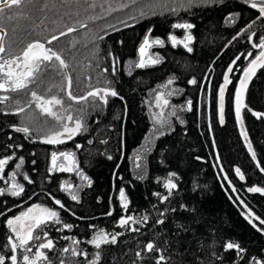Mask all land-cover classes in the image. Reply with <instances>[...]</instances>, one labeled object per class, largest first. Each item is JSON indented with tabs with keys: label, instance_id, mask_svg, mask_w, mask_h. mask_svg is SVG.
I'll list each match as a JSON object with an SVG mask.
<instances>
[{
	"label": "trees",
	"instance_id": "1",
	"mask_svg": "<svg viewBox=\"0 0 264 264\" xmlns=\"http://www.w3.org/2000/svg\"><path fill=\"white\" fill-rule=\"evenodd\" d=\"M33 5L25 12L30 24L20 40L49 39L67 27L87 23V28L52 44L69 64L71 92L81 97L101 86L114 89L118 95L109 96L106 105L97 97L79 103L69 100L66 81L54 62L55 73L43 71L33 87L11 93L12 100L0 105V159L11 158L4 179H0V189L6 193L0 196V254H9L4 247L9 235L6 220L25 207L27 194L38 192L40 201L48 203L51 194L64 205L57 210L61 223H52L45 231L47 238L56 239V247L47 253L52 264H90L97 252L99 264H157L160 255L166 258L162 264H255V260H264V231L258 230L264 225L245 218L251 212L264 219V194L249 191L264 188V172L260 170L264 168V68L248 83L244 95L247 107L241 110L256 159L248 151L235 111L243 72L259 54L253 44L264 38V19H256V10L243 0H140L111 15L99 7L91 10L84 0L67 4L64 0H35ZM141 9L144 17L139 16ZM77 11L79 16L74 15ZM233 12H238L239 18L227 23ZM93 15L103 18L93 23L88 19ZM176 23L194 25L188 30L193 37L191 52L183 44L172 45L170 36L182 37L187 31L174 28ZM149 33L164 41L163 47L155 48L160 62L130 69L129 62L136 59ZM170 76L184 89L191 107L182 124L176 123L156 138L147 155V175L136 178L129 154L150 129L145 99L151 88ZM221 89L223 123L218 114ZM31 91L46 98L62 96L65 104L72 105V117L84 124L74 145L80 169L91 184L80 188L78 200L49 179V148L41 145L39 138L47 135L55 122L42 115L35 104L27 106ZM16 100L26 108L24 113L17 114ZM253 112L262 115L257 118ZM14 126L29 127L30 133L17 132ZM21 158L23 165L16 167ZM12 172L25 188L19 197L7 194ZM169 182L176 187L169 190ZM121 190L127 209L120 199ZM128 217L137 222L120 227L119 221ZM133 227L137 230L132 231ZM101 232L109 238L116 235V243L95 248L91 241ZM74 240L79 243L74 245ZM149 242L155 244L152 252L145 250ZM228 242L238 244L242 251L226 249ZM66 247L86 252L87 259L73 256L71 251L64 253Z\"/></svg>",
	"mask_w": 264,
	"mask_h": 264
},
{
	"label": "snow or ice",
	"instance_id": "2",
	"mask_svg": "<svg viewBox=\"0 0 264 264\" xmlns=\"http://www.w3.org/2000/svg\"><path fill=\"white\" fill-rule=\"evenodd\" d=\"M70 0H64V3H69ZM78 3L79 0H76ZM140 0H84V3L87 4L88 8L95 11L97 7L104 9L107 14L111 15L114 11H122L124 9L133 7L135 4L139 3ZM222 2V0H221ZM25 3V0H0V13H4L5 9H11L13 7L20 8ZM243 3L247 5L250 9L256 10V12L259 15V18L264 19V0H243ZM44 7H47V4L44 5ZM151 7V5H149ZM43 10V9H42ZM172 11H176L175 8L172 9ZM74 15L79 16V12H75ZM146 14L143 11V9L140 10L139 16L144 17ZM103 17L98 16H89L88 19L92 21L93 23L97 20ZM132 19H137L136 16H133ZM230 21H234L233 17L228 18ZM121 23H124L125 26H131L128 25L126 21H121ZM255 23V21H253ZM252 25L249 24L248 27L250 28ZM88 24L85 22H80L79 27L73 25L70 27H67L66 31H61L59 35H52L50 39H47L46 43L47 45L53 44L55 41L60 40L64 36H68L72 33L77 32L80 28H87ZM114 30L116 29L115 25L111 26ZM174 28L178 29H185V30H191L194 25L191 23H176L173 25ZM254 35V34H253ZM150 33L146 34L145 39L143 40L142 45L139 48L140 53V60L136 64L137 67L144 68L149 65H154L160 62L159 59H153L151 57L148 58V60H145L146 50L151 48L153 44L159 45L163 47L164 41L161 39H155L154 41H150L149 39ZM103 39V37H100ZM171 40V43L173 46H176L177 44H183V46L187 49V51L191 52L192 48L189 46L192 41L193 37L191 34L187 35L184 40H178L176 36L172 35L169 37ZM253 48L259 49V54L255 56L254 59L250 60L249 66L247 69L243 72L244 79L240 80V89L236 93L235 97V111L236 115L240 120L241 125V135L244 137L245 142L248 144V151L252 154V158L256 159V153L252 148L251 142L248 139V135L246 130L244 129V122L243 117L241 115V110L243 107H247L246 104H244V95L246 93L247 85L252 79L253 76H255L256 72L260 68H264V38L260 39L258 44H253ZM6 52L5 48V37L4 35H0V92L3 93H10V92H18L22 91L24 89H28L29 85L34 83L37 79V77L41 74L43 71H49V70H55L56 66L52 65V61L55 60L58 62V67L61 70L59 72V75H62L66 81L67 90L66 95L69 100L76 101L77 103L81 101H85L88 99V97H98L103 104L108 103V97H116L118 93L114 89H96L93 91H89L86 96L83 97H76L71 92L72 87V77L68 73L69 64L62 58V55L53 50L50 47H47L45 43L40 42L39 40L29 43L27 47L22 51L20 55H12L9 54L8 57H5L4 53ZM251 56V53L248 54ZM115 63L116 60L113 58V73H115ZM105 72H107V69H104ZM231 71V69H229ZM227 81V78H225ZM169 84L172 83V81H168ZM191 83L195 84L196 81L192 80ZM61 91H65L64 88H61ZM12 100V97L9 95H3L0 96V105H7ZM15 103L18 105L17 107V114L24 113L26 111V108L20 105V100H16ZM35 104L36 108L39 110V112L42 115H45L47 117H50L51 119L55 120L57 123L61 124V130L52 132L51 134L47 135L43 139V143L46 144H62L65 142L64 138L71 139L73 136L80 133L83 124L82 121L77 119L75 121L74 127H70L69 123L73 121L72 115H64V112H68L69 109H64V112L54 110L57 107L63 108L64 101L61 98H58L56 96H52L51 98H45L44 96L39 95L36 91L30 92V99L28 101V107H32V105ZM169 104L168 99L165 98L164 93H160L156 97V107L161 109V114L159 117H157V121L163 125L166 123V121L163 119L164 109ZM191 102H189V110H190ZM175 112H173V115ZM218 114H219V120L221 123L224 122V89H221L219 92V107H218ZM257 118L261 117V113L253 112L252 113ZM64 121H67L68 123H64ZM46 123V122H45ZM15 131L17 132H23L25 134L30 133L29 127H18L15 128ZM62 156L65 160L69 161L72 166H75V159L72 153L69 152H62L57 155V153L53 152L51 155V165H52V171H56L57 168H59V171H66L71 170V167H66L65 165H57V160ZM11 158H4L0 159V179H4L3 173L5 171V166L9 163ZM24 161L21 158L19 161V164L16 165V167H20L23 165ZM33 163H35L33 161ZM262 172H264V168L260 169ZM237 175H239L240 179H244L243 173H241L240 169H236ZM82 175V174H81ZM16 172H12L11 174V187L8 189L7 194L11 195L13 197H19L24 193V187L23 185L16 182ZM27 179V177H25ZM83 179L87 180V177H83ZM7 183V181H5ZM31 183V181L29 180ZM89 184H91V181H88ZM166 187L169 188V190L176 187L175 184L169 182ZM233 191H236L235 188L232 189ZM249 191L254 193H261L264 194V188L260 187H252L249 189ZM5 190L0 189V196L5 195ZM120 199L123 202V207L127 209L128 207V201L125 196V193L123 190L120 191ZM73 200H78V197L76 195H72ZM164 199H167V197H164ZM55 203L60 206V208H64V205L61 204L59 200H55ZM111 214V213H109ZM246 219L249 220V223H252L253 219L258 220L260 225H264V219H261L260 217H254L251 212H249L246 217ZM147 217H143V221H146ZM141 221V222H143ZM56 223L60 224L61 219L59 212L50 210L49 208L41 207L40 205H36L34 208H29L27 211L22 212L20 215H16L14 218H9L6 220V228L10 230L11 235H8L6 237V242L4 247L8 249V255L0 254V264H41V262H45V264H52V262L49 260V257L45 253L44 250H53L55 245L51 239L47 238V233L44 231V228L49 223ZM137 221L134 218L128 217V218H122L119 221L120 227H126L130 223L134 224ZM163 220H159L158 223H163ZM66 228H71V225H64ZM253 227H256L255 224H253ZM39 229L40 231L37 232L36 230ZM132 231H136V228H131ZM261 231H264V229H258ZM35 233V234H34ZM67 239V238H66ZM116 235H112L111 238H109V235L106 233H99L97 234L94 239L91 241V243L95 246V248L99 249L103 244L116 243ZM35 243V247L37 248V251L33 253V247L30 246V244ZM79 241H73V244H78ZM226 249H233L235 248L237 251H242L238 244H234L232 242H228L225 245ZM155 248V244L152 242H149L145 246V250L147 252H152ZM18 250H23V255L18 256ZM62 251L64 253H68L71 251V254L73 256H80L84 255L85 259H87V253H82L75 247L71 248H63ZM31 254V255H30ZM136 255L139 257L141 254L140 252H137ZM255 260V258H253ZM166 258L163 255H160L157 264H162V262H165ZM100 261V253L97 252L95 254L94 259L90 262V264H99ZM61 264H64L63 261H61ZM255 264H264V260H255Z\"/></svg>",
	"mask_w": 264,
	"mask_h": 264
},
{
	"label": "rangeland",
	"instance_id": "3",
	"mask_svg": "<svg viewBox=\"0 0 264 264\" xmlns=\"http://www.w3.org/2000/svg\"><path fill=\"white\" fill-rule=\"evenodd\" d=\"M5 16L7 17V19L0 18V21L2 20V22H4V26L8 28L7 30H9L10 33L9 37L6 39V44L10 43L13 40L12 41L13 44L15 43L13 47L15 48L16 46L17 49L20 50L22 48L21 44H16L14 40H18V38L21 37V35L23 34L22 32H24L26 27H28V25L30 24L28 23V17L25 12L6 13ZM231 17H233L234 20L236 19L235 15H231ZM232 22L233 21L227 19V23L232 24ZM187 35H189L188 30L186 31L184 36L182 37L176 36V37L178 40H184ZM149 39L150 41H154L155 39L158 38L149 36ZM157 46L159 45L153 44L151 48L146 50V55H145L146 61L148 60L149 57L160 60V56L158 52L155 50ZM13 49H11L12 51L11 53L15 52ZM139 60H140V53L138 51V56L136 57V59L129 62L128 64L129 68L132 69L136 67V64L139 62ZM168 81H172V83L169 84ZM158 92H163L164 95L169 99V104L163 114V119L166 121V123H164L163 125H161L157 121V117H159L161 114L158 108L156 107V95ZM56 97L63 99L62 96L60 97L56 95ZM189 102H190V98L185 97L184 89L177 84L176 79L173 76L168 77L167 79L155 85L153 88H151L148 91L144 105H145L146 113L148 115V119L150 121V129L145 135L141 144L136 148H134L129 154L131 170L136 178H144L147 175V170H148L147 155L151 151L156 138L162 133L170 131L171 128H173V126L176 123L182 124L184 122V114L189 109ZM71 108L72 105H67L64 102L63 108L57 107L54 110L64 112V109H69L68 112H64V115H69V114L71 115L70 112ZM173 112H175L174 115ZM77 119L81 120L78 117L77 118L73 117V121L69 123V126L74 127L75 121ZM64 123H68V122L64 121ZM73 155H75L74 152ZM83 177H87V175L81 169H79L77 165V168L75 169V176L72 177L71 180L65 182L64 184V189L71 197L72 195H76L78 197L80 188L89 183L88 182L90 181L89 178L87 177L88 179L85 180L83 179ZM35 206L36 205L32 206L31 208H34ZM40 206L49 208L45 205H40ZM49 209L51 210V208Z\"/></svg>",
	"mask_w": 264,
	"mask_h": 264
},
{
	"label": "flooded vegetation",
	"instance_id": "4",
	"mask_svg": "<svg viewBox=\"0 0 264 264\" xmlns=\"http://www.w3.org/2000/svg\"><path fill=\"white\" fill-rule=\"evenodd\" d=\"M41 1L43 2L44 0H41ZM33 3H35V0H25V3L20 8L13 7L11 9H5V12L4 13H0V18L7 19V17L5 16L6 13H16V12H26L27 13L31 9L34 8L33 7L34 6ZM231 15H235L236 16V19L232 23H234L239 18V16H240V14L238 12H233V13H230L229 14L228 18ZM258 18H259V15L257 16L256 19H258ZM7 29L8 28L4 26V22H2V20H1L0 21V31H2V33H3L4 37H5V48H6V52L4 53L5 57H8L9 56V54L12 52L11 49L14 48L13 45L15 44V43L13 44V42H12L13 40L12 39H11L12 41L10 43H7L6 44V39L10 35L9 30H7ZM20 39L21 38H18V40H14V42H16V44H21L22 48L20 50H18L17 47L15 46V48L13 49L15 52L14 53H11L13 56L14 55H20L22 53V51L27 47V45L29 43L35 42L37 40H39L40 42L45 43L47 47H50L53 50L57 51V48H55L52 44L51 45H47V43H46L47 39H33V40H20ZM54 62H56V61L53 60L52 61V65H54ZM42 72H43V70H42ZM42 72H41V74H42ZM52 72L55 73V71H52ZM41 74L37 77V79H36V81L34 83H32V84L29 85L30 87H33L34 86V84L39 80V77L41 76ZM66 90H67V87H66ZM53 92L57 93V89H54ZM11 93H13V92H10V93L0 92V96L6 95V94L10 96ZM74 102H76V101H74ZM51 120H52V122H55V123H53L51 125V127H49V133L47 135L51 134L52 132L61 130V124L60 123H57L53 119H51ZM15 127H18V126H14L13 127L14 130H15ZM47 135H44L41 138H39V142H40L41 145L47 146L49 148V154H50L49 173L52 176V178H49V179H50L51 182L57 183V186L58 187H60L61 189H64L65 182H67L68 180H71V178L75 176V169L77 168V165H78V167L80 169V166H79L78 160H77V150H76L75 145H74L75 144L74 143L75 142V138H76L77 135L73 136L71 139H64L65 140L64 143H62V144H56V145L46 144V143H43L42 142L43 139ZM53 152L57 153L58 156L62 152H69V153H72V154L74 152L75 155H73V156H74V159H75V166H72L69 161L65 160L62 156H60V158L57 160V165L59 166V165L63 164L66 167H71V170L59 171V168H57L56 171H52L51 155H52ZM38 194H39L38 192H34L31 195L30 194L29 195L27 194V197L23 201L25 207L18 214H16V215H20L22 212L27 211L29 208H31L32 206L37 205V204L38 205H45V206L51 208V210H54V211H57L58 209H60V207L57 206V204L55 203V200H60V199L57 198V196L49 194L48 195L49 202L48 203H44V202L40 201L38 199V197H36ZM16 215L11 216L10 218H14ZM50 224H52V223L50 222L44 228V231H46V228L49 227ZM36 231L39 232L40 230L37 229ZM9 235H11L10 230H9ZM48 239H51L53 241L55 247H56V239L55 238H52V237H50ZM35 243H38V242H34V243L30 244V246L33 247V253H35L37 251V248L35 247ZM44 251H45L46 254L48 252H50L49 250H44ZM18 252L22 253V255H23V250H18Z\"/></svg>",
	"mask_w": 264,
	"mask_h": 264
},
{
	"label": "water",
	"instance_id": "5",
	"mask_svg": "<svg viewBox=\"0 0 264 264\" xmlns=\"http://www.w3.org/2000/svg\"><path fill=\"white\" fill-rule=\"evenodd\" d=\"M0 35H3V33H2V31H0ZM68 71V70H67ZM68 73H69V71H68ZM242 79H244V76L242 75V78H241V80ZM105 88H108V87H95V88H92V89H90L89 91H93V90H96V89H105ZM108 89H112V88H108ZM88 91V92H89ZM87 92V93H88ZM87 93L85 94V95H83V96H86L87 95ZM160 93H163V92H158L157 93V95H156V97L160 94ZM83 96H81V97H83ZM98 98V97H97ZM165 98L166 99H168L166 96H165ZM99 99V98H98ZM100 100V99H99ZM101 101V100H100ZM168 101H169V99H168ZM102 102V101H101ZM103 103V102H102ZM168 106V105H167ZM167 106L165 107V109L167 108ZM165 109H164V111H165ZM158 110H159V112L161 113V109L160 108H158ZM15 128H18V127H15ZM244 129H245V127H244ZM240 132H241V125H240ZM244 138V137H243ZM64 139H67L66 137L64 138ZM248 145V144H247ZM60 201V200H59ZM61 202V201H60ZM61 204H62V202H61ZM57 206H59V205H57ZM60 207V206H59ZM111 213H112V211H111ZM110 215V214H109Z\"/></svg>",
	"mask_w": 264,
	"mask_h": 264
}]
</instances>
